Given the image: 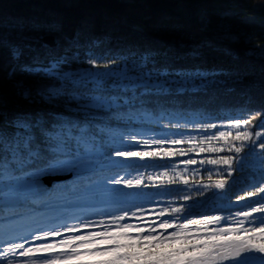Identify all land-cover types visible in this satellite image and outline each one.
<instances>
[{
    "label": "trees",
    "instance_id": "1",
    "mask_svg": "<svg viewBox=\"0 0 264 264\" xmlns=\"http://www.w3.org/2000/svg\"><path fill=\"white\" fill-rule=\"evenodd\" d=\"M46 36L54 38L55 46L44 43ZM12 46L23 49L19 61L11 55ZM34 58L42 63L65 58L67 62L62 68L66 72L93 67L87 63L88 59H96L100 64L115 60L116 65L127 64L131 68L151 58L148 66L154 73H179L183 79L195 72L215 74L218 84L206 92L192 89L176 94L177 85L171 94L150 99L142 109L125 110L120 116H105L97 122L114 132L136 135L141 143L140 139L147 138V131L151 130L145 123L151 118L227 122L246 119L249 114L260 111L261 115L249 126L252 132L259 130L255 126L264 120V8L253 6L250 0H0V113L5 117L0 123L6 124L7 118L16 113L63 110L29 104L18 95L16 81L7 73ZM19 79L25 77L17 75L16 80ZM27 82L35 83L30 79ZM68 87L71 89L72 85ZM90 88L87 85L79 91ZM129 114L135 118L129 119ZM146 115L150 118L146 119ZM152 129L164 134L171 132ZM184 131L176 126L172 129L173 133ZM130 147L138 149L136 147L140 146L135 141L126 142V150ZM174 161L154 156L142 165L132 164L116 171L119 175L143 172L142 187L148 185L150 189L154 183L149 184L147 173L170 169ZM59 174L65 177L53 182L47 190V203L34 204L19 195L0 198V235L4 241L43 228L47 220L58 217L54 226L101 219V211L109 208L97 202L109 199V195L114 207L139 210L142 204L141 200L131 205L120 204V200L129 199L123 190L125 185L107 189L97 187L115 174L106 170V161L79 174L71 170ZM221 178L220 174H211L209 178L204 168L195 182L200 185L198 189H181L176 183H157L164 188L163 194L170 200L167 203L186 209L178 214L183 223L186 217L200 218L242 210L243 207L222 210L212 205L217 201L238 200L264 177L259 170L235 169L227 177L223 196L214 186ZM3 189L23 193L25 185L23 181H11L6 182ZM186 196L191 198L184 199ZM80 204H93L94 213L85 217L73 212L77 209L74 206ZM254 205L257 202L246 204L244 208ZM60 206L68 210L63 211L61 209L65 208ZM136 213V218L143 215L141 211Z\"/></svg>",
    "mask_w": 264,
    "mask_h": 264
},
{
    "label": "snow or ice",
    "instance_id": "2",
    "mask_svg": "<svg viewBox=\"0 0 264 264\" xmlns=\"http://www.w3.org/2000/svg\"><path fill=\"white\" fill-rule=\"evenodd\" d=\"M14 60L23 56L20 46L10 48ZM65 58L42 63L33 59L29 63L19 64L7 75L16 81V90L29 104H38L62 111L48 113L44 110L36 112L16 113L7 118V123H0V198L22 196L32 203H47L48 193L40 184V177L53 175L61 171H74L79 174L85 169H94L102 161H106V170L115 173L105 179L106 184L139 187L142 178L125 179L116 170H123L125 162L132 158L144 159L154 156L187 155L178 151H133L126 150V142L141 143L136 135L114 132L101 121L105 116H120L122 111L134 108L142 109L152 98L169 95L173 92L182 94L195 89L206 92L217 86L215 74L195 72L188 79L174 72H153L149 68L151 58H146L140 65L131 68L123 64L117 71L104 73H69L63 70ZM87 63L95 67L111 68L115 60L100 64L96 59H88ZM17 75L25 79L16 80ZM35 81L29 84L28 80ZM72 85L70 89L68 86ZM91 88L79 91L80 88ZM189 85L191 87H189ZM261 115L255 111L246 119L230 121L227 130H219L217 124H196L194 127L208 131L218 129L210 136L204 137L209 147H200L201 152L218 153L225 148L214 147L212 141L223 140L228 145L227 151L232 156H219L209 159L212 165L226 166L220 173L215 187L224 189L227 177L235 171L233 164L242 168V160L251 155L256 148L264 150V120L259 130L249 129L252 120ZM129 114V119H134ZM145 118H150L145 116ZM5 117L0 113V122ZM179 127V125H176ZM223 127V126H221ZM234 130V131H233ZM239 141V145L234 143ZM144 144L173 145L192 144L194 140L151 139ZM259 142V143H258ZM252 146L249 148V146ZM249 152L245 157L239 154ZM255 165L264 177V155L257 156ZM186 165H195V159L183 161ZM203 163V161H201ZM226 173V176H225ZM166 174V173H165ZM211 178V173H209ZM187 185V178L181 177ZM23 181L25 191H5L6 182ZM160 186V185H157ZM264 194V178L254 185L252 190L239 196L238 200ZM191 197H184L190 199ZM142 212L143 209H140ZM186 209L161 208L155 213L157 218L165 215L178 216ZM264 214V195H260L257 206L250 210L236 212L229 224V217L205 215L201 218L186 219L177 224L175 219H159L143 226H134L126 221L136 216L135 211H122L113 215L110 222L95 223L81 220L79 224H61L53 226L39 234L33 232L31 238L21 237L19 242L12 241L7 249L0 252L2 264H264V215L259 223L254 214ZM243 217L244 219H237ZM223 222V226H222ZM248 227H245V225ZM193 226H196L195 229ZM211 226V227H210ZM85 229L89 230L84 232ZM169 229H174L169 232ZM70 233L71 235H65ZM83 233V234H76ZM60 237L53 240L52 238ZM3 236L0 235V242ZM35 241L41 243L34 244ZM26 245H28L26 247ZM24 257V260L13 261L9 255ZM36 257V260L31 258ZM101 257H107L101 259Z\"/></svg>",
    "mask_w": 264,
    "mask_h": 264
},
{
    "label": "rangeland",
    "instance_id": "3",
    "mask_svg": "<svg viewBox=\"0 0 264 264\" xmlns=\"http://www.w3.org/2000/svg\"><path fill=\"white\" fill-rule=\"evenodd\" d=\"M250 2L252 3L253 6L255 7H260V8H264V0H250ZM123 65H112L111 68H100V67H89V68H85V69H81L75 72H69V73H84V72H93V73H104V72H108V71H117L120 67H122ZM129 67V66H128ZM130 68V67H129ZM91 86V85H90ZM146 120V119H145ZM150 121L145 122L149 124V129L151 128V130H154L152 128L155 129H161L163 128L164 130H169L171 132L169 133H161V131H147L148 137L147 138H143L140 139L141 141L144 140H151V139H163L166 138L168 140H176V139H182V140H194L196 141V145L194 147V145L192 144H180V145H173L171 143L168 144H164V145H157V144H144L143 142L141 144H139L140 147H136L138 149H135V147H130L128 150H133V151H161V152H166L169 150L172 151H182V152H186L187 155H176V156H158L161 157L163 159H172L175 160L174 162L171 163V167L170 169H158V170H154V171H149V173H147V181L149 182V184H153L154 185L152 187H150V189H148V185H145L144 187H142V185H140L139 187H127L124 186V184H120V185H114V184H106L104 181L100 182L97 187H101L103 189H107V188H111V186H119V187H123V190L126 191V193L129 196V199L126 198L127 200H120V204L122 203H128V205L131 204H135V201L137 200H141L142 204L140 205L139 210L138 209H132L131 207H114L113 202H109V200L111 201V195L108 196L109 199L103 198L100 202H97V204H101L104 206H107L109 209H107L108 211V215L107 216H102V218H96L97 220H94L92 222L95 223H100L101 221L107 223L110 222L111 217L113 215H118L120 214L122 211H129V212H137L140 211V209H143V215L136 218L134 216H130L129 218L126 219V221H121L120 223H130L134 226H143L145 224V222L147 223H151L152 221L156 220L158 222L159 219H166V220H172L175 219L177 224H180L181 221V217L180 216H171V215H165L164 217L161 218H157L155 213H158L160 211L161 208L164 209H171V208H177L176 206H173L167 202H170L169 198H166V196L163 194L164 192V188L161 186H157L160 185L158 183L161 184H169V183H176V185H178V187H180L181 189L187 188V189H191V188H197L200 186L198 184H195V182L197 181V177L200 175L201 171L204 168H207V174L209 175V173L211 174H215V175H219L221 172L224 171L225 167L224 165H212L209 164L207 161L209 159H216L219 156H232V155H236L235 153L232 152H228L227 151V147L228 145L225 144V142L223 140H219V141H212L211 145L217 148L223 147L225 148V151L223 152H218V153H212V152H201L200 151V147H209L208 142L204 141V137L206 136H210L213 133L217 132V130H227V127L230 123V121H216V122H212V121H206L204 119H196V118H166V119H157V118H151L149 119ZM209 124V123H215L218 126V129H210L208 131H204L202 129L196 128L194 127L196 124ZM176 125H179L176 126ZM173 126H176L177 128H183L185 131L184 132H178V133H173L172 129ZM223 126V127H221ZM234 131V130H233ZM154 132V133H151ZM262 140H264V137L261 138ZM234 143H236L237 145H239V141H235ZM259 143V142H258ZM252 146L250 145L249 148H251ZM248 148V149H249ZM248 151H245L243 153H240L239 156L240 157H245L246 153H248ZM264 155V150H260L258 148L255 149V151L251 154V155H247L246 159L242 160V164H244L245 168L250 170V171H257L259 170L257 167H255V165L259 164V161L256 159L257 156H261ZM153 157H146L144 159H139V158H132L128 161L125 162L126 165H132L135 164L136 165H142L144 164V161H147L148 159H152ZM188 159H195L197 161V163L195 165H186L183 163V161L188 160ZM201 161H203V163H201ZM241 166L239 164H233V168L234 169H239ZM85 170H89V169H85ZM83 171V170H82ZM142 173L143 172H139L137 174H126V175H121L124 176L125 179H133V178H142ZM166 173V174H165ZM55 174H59L55 173ZM54 175V174H53ZM46 176V175H44ZM42 177V176H41ZM183 178H187L189 183L187 185H185L182 182ZM158 182V183H157ZM205 188H207V185H205ZM218 190V192L221 194V196H223V192L225 190L224 189H216ZM260 195H264V194H260ZM260 195L255 196V197H246L244 200H234V201H217L214 202L212 207L213 208H220V209H228V208H242V210H237L233 213H224V214H213V215H219V216H223V217H229V221L228 223L231 224L233 223V220L231 219L232 217L235 216L236 212H241V211H247L250 210L251 207L249 208H244V205L246 204H252L253 202H257L260 199ZM166 198V199H165ZM165 200H167L165 202ZM127 205V206H128ZM257 206V205H254ZM73 207V206H72ZM82 207V208H81ZM93 204H80L79 206H74V209L72 210L73 212L82 215V216H89L91 214L94 213L93 211ZM81 208V209H80ZM110 211L112 214H110ZM257 218V223H259V220L261 218L262 215L264 214H260V213H256L254 214ZM201 218V217H200ZM186 219H190L187 218ZM185 219V221H186ZM237 219H244L243 217H239ZM184 221V222H185ZM222 226H223V222H222ZM196 226H193V228L195 229ZM211 227V226H210ZM245 227H248V225L246 224ZM89 230H98V229H85L83 230L84 232L89 231ZM174 229H169L168 231L171 232ZM44 231V230H43ZM35 232L37 234H39L41 231H31L29 233H27L26 235H23L21 237H25L30 239L31 238V234ZM76 234H83V233H76ZM65 235H71L70 233H66ZM53 240H57L60 239V237H56V238H52ZM12 242L10 240H7V242L5 243L6 245L4 246V251L7 249L8 244ZM19 242V241H18ZM41 243V241H35L34 244H38ZM28 245H26L27 247ZM3 249V248H2ZM1 252V249H0ZM107 257H101V259H106ZM8 259L13 260L14 262L17 260H24L26 258L24 257H15L12 256L11 254L9 255ZM36 257L31 258V260H36ZM0 264H2L0 262ZM31 264V261H30Z\"/></svg>",
    "mask_w": 264,
    "mask_h": 264
},
{
    "label": "water",
    "instance_id": "4",
    "mask_svg": "<svg viewBox=\"0 0 264 264\" xmlns=\"http://www.w3.org/2000/svg\"><path fill=\"white\" fill-rule=\"evenodd\" d=\"M43 41L49 46H55L56 44L52 36H46L45 38H43ZM62 178H64V176H44L39 179H40V184L43 187V189L48 190L53 181H56Z\"/></svg>",
    "mask_w": 264,
    "mask_h": 264
}]
</instances>
